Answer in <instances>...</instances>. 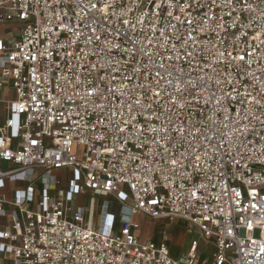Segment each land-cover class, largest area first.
Instances as JSON below:
<instances>
[{
	"label": "built area",
	"instance_id": "2783aa9c",
	"mask_svg": "<svg viewBox=\"0 0 264 264\" xmlns=\"http://www.w3.org/2000/svg\"><path fill=\"white\" fill-rule=\"evenodd\" d=\"M7 23L0 264H264V0H0ZM139 212L212 260L140 241Z\"/></svg>",
	"mask_w": 264,
	"mask_h": 264
},
{
	"label": "rangeland",
	"instance_id": "374dc122",
	"mask_svg": "<svg viewBox=\"0 0 264 264\" xmlns=\"http://www.w3.org/2000/svg\"><path fill=\"white\" fill-rule=\"evenodd\" d=\"M20 24L17 23H7L5 25L0 26V37H8L12 36L13 32H8L7 29L13 28L18 29ZM4 106H0V115L4 114ZM85 146L77 145L74 146V153L77 154L79 159H83L84 157ZM65 173L68 174V179L70 180L72 174L69 173L68 170L61 171L59 175L64 176ZM63 183L65 184L63 187H67V176H64ZM25 188V187H24ZM95 196L98 201V208L96 219L99 218L100 209H101V202L104 198L110 199V211L116 213V222L115 228H119V200L113 194H107L104 192H96L93 193L91 191L86 192L85 194H80L76 196V201H73V206L76 204H85L87 205L91 200L92 196ZM134 222L137 224V234L140 241L146 240H160L164 235H167L171 238V251L172 255L175 257L186 256L190 250L191 244L194 239H197L200 244V248L202 251V259L204 262H210L213 258L214 246L213 243L205 239L200 229L197 226H192L187 221L179 218L169 219V218H152L148 215L139 212L134 215L133 218ZM256 235H259V230H256Z\"/></svg>",
	"mask_w": 264,
	"mask_h": 264
},
{
	"label": "crops",
	"instance_id": "0c3cea01",
	"mask_svg": "<svg viewBox=\"0 0 264 264\" xmlns=\"http://www.w3.org/2000/svg\"><path fill=\"white\" fill-rule=\"evenodd\" d=\"M119 210V209H118Z\"/></svg>",
	"mask_w": 264,
	"mask_h": 264
}]
</instances>
